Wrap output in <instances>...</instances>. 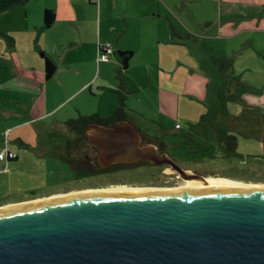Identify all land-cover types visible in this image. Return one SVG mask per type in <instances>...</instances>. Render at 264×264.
Returning <instances> with one entry per match:
<instances>
[{"label":"crops","instance_id":"0c3cea01","mask_svg":"<svg viewBox=\"0 0 264 264\" xmlns=\"http://www.w3.org/2000/svg\"><path fill=\"white\" fill-rule=\"evenodd\" d=\"M47 9L55 13L49 27L45 25ZM107 43L114 48L110 62L123 79L125 118L130 117L126 93L132 90L123 69H132V62L141 58L145 61L139 67L163 73L160 99L170 107V116L175 117L184 103L196 104L203 97L210 101L222 97L229 104L227 115L212 121L225 124L226 133L220 128L211 138L209 133L198 132L199 139L221 144L227 140L228 148L235 149L236 133L231 130L235 126L230 124L237 123L230 117H251L260 125L254 133L264 128V0H0V122H9L4 129L18 128L14 121L19 117L29 116L24 122H30L56 115L61 105H68L63 122L85 114L112 115L102 108L81 109L86 107L81 103L91 98L102 104L104 90L114 91L110 79H101L109 63L98 59L100 46ZM119 50L133 51L126 68L115 57ZM46 56L58 65L49 80L45 78ZM183 72L186 81L177 78ZM177 82L181 91L166 85ZM110 98L115 110L118 99ZM177 124L181 125L177 122L173 129L158 124L157 135L165 137L169 131L178 135L182 125L178 128ZM17 140L30 146L22 137ZM7 145H0V151ZM9 148L17 157L0 160V191H8L0 196V205L18 199H11L14 195L29 196L43 188L36 181L40 171L21 168L23 163L28 167L32 163L29 153L23 154L27 148ZM26 182L30 185L25 189Z\"/></svg>","mask_w":264,"mask_h":264},{"label":"water","instance_id":"95a60500","mask_svg":"<svg viewBox=\"0 0 264 264\" xmlns=\"http://www.w3.org/2000/svg\"><path fill=\"white\" fill-rule=\"evenodd\" d=\"M88 133L102 158L157 156L127 122ZM0 264H264V188L81 194L2 210Z\"/></svg>","mask_w":264,"mask_h":264},{"label":"rangeland","instance_id":"374dc122","mask_svg":"<svg viewBox=\"0 0 264 264\" xmlns=\"http://www.w3.org/2000/svg\"><path fill=\"white\" fill-rule=\"evenodd\" d=\"M115 57L121 58L119 54ZM110 60L111 59L108 60L109 64L106 68L103 67L102 69L103 74L101 79L105 77L110 79V84L114 91L104 90L102 104L99 103L98 98H91L81 103L86 105V107H81L82 110L91 111L102 108L103 112H114V105L110 98L111 95L115 99H118V103H120L121 92H123L121 87L123 82L121 83V81L123 79L120 76V72L116 69V65L110 62ZM144 61L145 59L141 58L138 60L135 59L132 62V69H123V78L127 80L129 88L132 90L126 93V95L129 96L127 112L130 117L128 118L143 125V128L146 129L149 134H153L154 130L157 131L159 126L158 123L160 122L162 124L165 123V127L169 129H173L175 124L180 122L182 130H178V135L173 136V131H169L168 135L170 136L167 140H177V142L173 143L168 150L173 156L181 158L184 162L186 161L191 164V166L195 165L206 174L208 173V176L205 177H228L231 179L264 183V128L259 132L256 131V133H258L256 134L254 133L255 128H258L260 125L254 124L249 120L251 117H230L231 121L237 123L230 124L231 127L235 126V129H231L236 133L234 134L236 139L232 140L233 143L236 142L235 149L228 148L226 144L227 140L223 145L218 142V140L209 141L207 139H199L198 132L204 135L209 133L211 138L218 134L220 128H222V132L226 133L228 128H226L225 124L212 121L221 115H227L229 104L223 101L222 97H219L216 101H210L211 98L206 99L203 97L198 100L199 103L196 104H191L190 102L184 103L181 109L176 110L175 117L170 116L167 114V110H171L170 107H165L160 99V86H162L165 81L164 75L161 70H147L139 67L140 62ZM97 77L93 81L96 82ZM186 77L187 75H185V72H183L182 75H180V73L177 75V78L185 79V81ZM98 85L99 82L97 81L95 83V88H97ZM166 85L169 88H175L181 91L178 82L172 85L167 83ZM90 90L89 88L88 91L90 92ZM85 93L81 94L77 99L83 97ZM185 93L191 95L187 89ZM209 96L211 97L210 91ZM73 104L74 102L69 103V105ZM67 106H59L57 110L60 111L56 115L39 118L30 122H24L29 116L16 118L14 121V124H17L16 127H18L16 129L5 130L4 128L9 126V122L6 124L0 122V145L5 147L6 144H9V146L17 150L27 148L23 151V154L29 153V158L32 160V163L27 161L30 166L28 167L26 163H23L21 164V168H27L24 172H34V169H37V172L40 171V176L36 181L38 184H41L43 188L37 191L36 193L38 196L34 197L43 198L50 197L55 193L60 194V192L63 194L73 190L101 188L74 187L78 185V183H75V181H77L75 179L79 176L76 175L77 173H75L68 157L70 151H74L73 148L75 146L80 147L83 145L84 141H87L85 137L83 139L80 138L83 134L88 132L89 126L86 128V125L85 132H81L80 129L78 131L77 128L81 123L71 125L69 124V119L63 122L62 119L64 120L68 114ZM162 106H164V108ZM203 115L206 116V119L201 118ZM5 121L6 120L3 119L2 122ZM151 122L153 123L152 125L148 124ZM80 127H84V125ZM18 137L26 139L30 146L20 143L17 140ZM18 153L20 154V158L23 157L21 151ZM185 181V179H182V181L179 180L176 185L160 186V188L179 187L183 185ZM27 185L30 184L28 182L24 183L25 189ZM145 185L136 187H153ZM42 191L47 193H40ZM54 191L58 192L54 193ZM7 192L8 191L4 194V192L0 191V196H6L8 194ZM14 196L13 198H11V196L4 197V201L10 198L27 197L25 195Z\"/></svg>","mask_w":264,"mask_h":264},{"label":"flooded vegetation","instance_id":"af4514ba","mask_svg":"<svg viewBox=\"0 0 264 264\" xmlns=\"http://www.w3.org/2000/svg\"><path fill=\"white\" fill-rule=\"evenodd\" d=\"M132 124L137 132V141L140 146L153 145L157 149V156L146 155L139 153L143 158L131 159L122 158L121 160H114L111 158H102V146L98 145L94 139H88L89 133H85L80 139L84 137V141L80 147L75 146L74 151H70L68 160L74 168L76 175L79 177L75 180L74 187H120V186H167L176 185L182 179L187 180V175L208 176L201 169L195 165L184 162L181 158L173 156L167 149L168 144L163 142L159 136L149 134V132L141 127L135 121L129 118L106 121H94L89 123L86 128L93 124L104 126H118L123 123ZM129 122V123H128ZM96 140H98V136ZM100 139V138H99ZM78 140V139H77ZM166 153V156H162ZM74 182V181H73ZM70 189V188H69ZM50 191V190H48ZM58 192V191H54ZM45 194L47 192H40ZM61 193V192H60ZM56 194V193H55ZM38 194L33 193L26 198H18L16 200L8 201L7 203H14L18 201H30L36 199ZM20 199V200H19ZM3 203V204H7ZM2 204V205H3Z\"/></svg>","mask_w":264,"mask_h":264},{"label":"bare ground","instance_id":"6f19581e","mask_svg":"<svg viewBox=\"0 0 264 264\" xmlns=\"http://www.w3.org/2000/svg\"><path fill=\"white\" fill-rule=\"evenodd\" d=\"M207 186H216L223 188H264V183H255L252 181L245 180H237L231 179L228 177H206V178H198L197 176L190 175L187 178L185 183L179 187H168V188H160V187H133V186H120V187H111V188H96V189H87V190H73L67 193L54 194L50 197L37 198L34 200L26 201V202H16L9 203L0 206V211L11 209L18 206H30L33 204H37L40 202L49 201L52 199H58L63 197H69L73 195H81V194H93V193H109V192H125V193H146L150 191H178V190H186L192 188H202Z\"/></svg>","mask_w":264,"mask_h":264},{"label":"trees","instance_id":"16d2710c","mask_svg":"<svg viewBox=\"0 0 264 264\" xmlns=\"http://www.w3.org/2000/svg\"><path fill=\"white\" fill-rule=\"evenodd\" d=\"M54 19H55V13L53 10H50V9H47L45 11V25L46 26H50L52 25V23L54 22ZM113 47V46H112ZM114 54V50H113V53L112 55ZM119 54L121 56V59H122V62H123V67L126 68L128 67L129 65V61H130V58L132 57V54H133V51H126V50H119ZM112 55L109 57V59H111ZM98 59H99V56H98ZM108 59V60H109ZM45 60V78L46 79H51L56 71H57V68H58V65H57V62L50 59L49 57H45L44 58ZM100 60V59H99ZM108 60H100V61H108ZM125 105H126V99H125V96L123 94H121V100H120V103L119 105L117 106V108L114 110V112L112 113V115L110 116H101L99 115L98 113H95V114H91V115H80L78 118H71L69 119V124L71 125H75V124H79L81 123L77 128H78V131L80 129L81 132H85V126L88 125L89 123L91 122H94V121H108V120H112L113 118H117V119H122V118H125L124 115H123V109L125 108ZM158 123V122H156ZM141 127H143V125H141L140 123H138ZM148 124H153L152 122L151 123H148ZM158 124H161V123H158ZM84 127H80V126H83ZM181 125L180 124H177V127L179 128ZM176 127V128H177ZM154 130V129H153ZM155 136L158 134V128H157V131L154 130V133H153ZM169 134V133H168ZM166 135L164 137V134H162L161 136H159L161 139L164 137L166 139H168V137L170 135ZM173 136L174 135H177V134H172ZM158 136V135H157ZM234 136V135H233ZM163 142L167 143L168 144V147L167 149H169V147L173 144V143H176L177 140H167V141H164V139H162ZM8 146V145H7ZM6 148H4L2 151H4ZM7 149L9 150V146L7 147ZM0 151V152H2ZM10 152H14L12 151L11 149L9 150ZM15 153V156L14 157H9L11 160L12 159H15L17 157V153ZM8 158V159H9ZM8 159H4L3 161L5 160H8ZM2 161V160H1Z\"/></svg>","mask_w":264,"mask_h":264},{"label":"built area","instance_id":"2783aa9c","mask_svg":"<svg viewBox=\"0 0 264 264\" xmlns=\"http://www.w3.org/2000/svg\"><path fill=\"white\" fill-rule=\"evenodd\" d=\"M114 48L110 43L103 44L100 46L99 50V59L100 60H108L109 57L112 55ZM15 153L10 152L7 148L0 152V160L8 159L9 157H14Z\"/></svg>","mask_w":264,"mask_h":264}]
</instances>
